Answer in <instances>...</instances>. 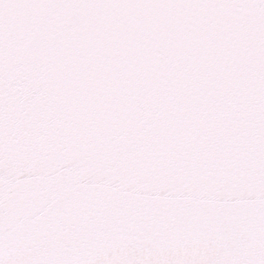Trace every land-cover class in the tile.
Returning a JSON list of instances; mask_svg holds the SVG:
<instances>
[{"label": "snow or ice", "instance_id": "obj_1", "mask_svg": "<svg viewBox=\"0 0 264 264\" xmlns=\"http://www.w3.org/2000/svg\"><path fill=\"white\" fill-rule=\"evenodd\" d=\"M0 264H264V0H0Z\"/></svg>", "mask_w": 264, "mask_h": 264}]
</instances>
